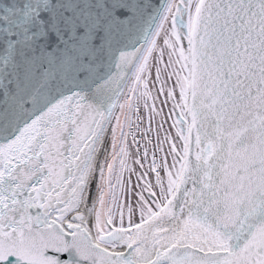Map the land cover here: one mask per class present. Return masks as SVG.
I'll use <instances>...</instances> for the list:
<instances>
[{"label":"snow or ice","instance_id":"obj_1","mask_svg":"<svg viewBox=\"0 0 264 264\" xmlns=\"http://www.w3.org/2000/svg\"><path fill=\"white\" fill-rule=\"evenodd\" d=\"M0 264H264V0H0Z\"/></svg>","mask_w":264,"mask_h":264}]
</instances>
